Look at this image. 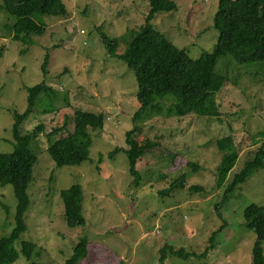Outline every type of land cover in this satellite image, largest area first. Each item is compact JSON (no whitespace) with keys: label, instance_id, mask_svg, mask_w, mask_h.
Returning a JSON list of instances; mask_svg holds the SVG:
<instances>
[{"label":"rangeland","instance_id":"374dc122","mask_svg":"<svg viewBox=\"0 0 264 264\" xmlns=\"http://www.w3.org/2000/svg\"><path fill=\"white\" fill-rule=\"evenodd\" d=\"M63 1L65 16H31L44 26L41 35L31 36V44L16 39L19 20L0 11V152L13 148L12 112L24 109L26 87L44 78L55 91L50 109L43 112L48 103L38 102L19 127L21 134L36 125L42 129L29 143L36 161L26 188V228L15 241L17 248L20 240H29L37 249L30 260L19 254L15 264H62L82 236L88 241L87 252L78 264H158L159 249L165 245L194 253L179 257L166 251L165 264H250L255 234L243 227V210L250 203L264 205V168L229 195L222 220L214 204L224 183L264 140L255 136L264 128V63L217 60L215 71L225 76L215 93L218 116L156 115L140 122L136 139L147 149L136 160L139 177L133 186L121 149L137 108L136 83L132 71L105 52L96 26L116 39L115 52L122 54L131 28L145 22L150 2ZM174 1L175 11L157 12L151 19L157 30L192 58L211 52L217 37L213 25L217 0ZM44 53L48 58L42 75ZM76 109L101 112L102 128L90 132L87 159L79 165L57 166L45 151L46 133L64 127L52 139L66 135L73 129ZM225 135L232 137L237 158L217 187L215 169L221 152L215 139ZM180 173L187 175V186L203 189L186 186L161 193ZM75 183L83 189L84 226L69 228L60 191ZM0 200L8 209L0 205L1 237L13 227L16 198L10 184L0 185Z\"/></svg>","mask_w":264,"mask_h":264},{"label":"trees","instance_id":"16d2710c","mask_svg":"<svg viewBox=\"0 0 264 264\" xmlns=\"http://www.w3.org/2000/svg\"><path fill=\"white\" fill-rule=\"evenodd\" d=\"M150 10L145 16V22L136 28H131V39L122 54L115 52L117 41L109 38L96 26V32L105 52L122 61L133 73L136 83L135 99L137 108L131 115V128L124 132L126 147L121 151L127 162V172L133 186L138 183L136 160L141 157L147 144L137 141L141 133L140 122L156 115L186 116H218V105L215 93L220 89L225 76L215 71L219 58L233 61L237 64L264 63V0H217L213 17V25L217 32L215 47L211 52H203L197 58H192L185 48H179L168 40L152 23L157 12H170L177 9L174 0H149ZM0 11H4L19 20L16 28V39L25 44H31V36H39L44 26L31 16L35 13L47 16H65L67 8L63 0H0ZM10 31V27H9ZM1 55V49H0ZM47 54L44 53L40 63L41 74L46 72ZM25 107L21 112L13 111L11 134L13 148L9 152H0V185L10 184L16 198L13 216V227L9 233L0 237V264H15L19 254L30 260L36 253V245L29 240H20L19 248L15 241L25 230L23 215L29 203L26 192L31 178L35 154L29 148L30 141L42 129L36 125L28 133H20L21 122L33 112L40 101L48 103L43 112L50 109V100L55 91L42 78L37 83L26 87ZM103 114L83 109L73 112V129L64 136L52 139L64 127L55 128L46 133V153L57 166L79 165L88 156L91 143V131L101 130ZM255 136L264 139V128ZM215 145L221 152L218 166L215 169V184L220 187L232 169L237 152L232 137L225 135L215 139ZM115 150V149H114ZM192 165V163L187 162ZM194 166V165H193ZM264 168V140L257 147L254 155L246 160L242 167L232 173L224 183L220 198L214 204L216 216L222 220V208L229 200V195L249 179L254 172ZM187 186V175L180 173L161 193ZM189 190H202L201 186L188 185ZM60 196L64 207V217L67 227L84 226L83 189L75 183L62 189ZM0 205L8 211L7 205L0 200ZM243 227L255 234L251 249L250 264H264V205L250 203L243 210ZM218 228L216 231H219ZM216 231L211 239L214 240ZM87 238L82 236L72 249V253L62 264H78L87 252ZM184 247L165 245L160 251L158 264H165L167 252L174 256L187 257L194 255ZM167 251V252H166ZM31 264V262H30Z\"/></svg>","mask_w":264,"mask_h":264}]
</instances>
